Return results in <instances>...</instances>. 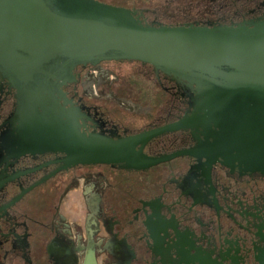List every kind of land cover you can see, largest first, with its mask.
Returning <instances> with one entry per match:
<instances>
[{
  "label": "flooded vegetation",
  "instance_id": "af4514ba",
  "mask_svg": "<svg viewBox=\"0 0 264 264\" xmlns=\"http://www.w3.org/2000/svg\"><path fill=\"white\" fill-rule=\"evenodd\" d=\"M44 1L144 27L264 24V0ZM15 68L0 55V264H264V174L212 153L252 135L230 102L209 112L222 86L128 60ZM114 147L122 161L92 154Z\"/></svg>",
  "mask_w": 264,
  "mask_h": 264
},
{
  "label": "water",
  "instance_id": "95a60500",
  "mask_svg": "<svg viewBox=\"0 0 264 264\" xmlns=\"http://www.w3.org/2000/svg\"><path fill=\"white\" fill-rule=\"evenodd\" d=\"M238 28L144 27L117 7L69 16L44 0H0V55L9 57L19 73L23 69L29 75L56 59H113L213 82L226 94L209 112L230 102V109L252 114V135L232 136L212 153L241 175L264 174V24L246 34L234 32ZM170 157L148 160L145 167Z\"/></svg>",
  "mask_w": 264,
  "mask_h": 264
},
{
  "label": "bare ground",
  "instance_id": "6f19581e",
  "mask_svg": "<svg viewBox=\"0 0 264 264\" xmlns=\"http://www.w3.org/2000/svg\"><path fill=\"white\" fill-rule=\"evenodd\" d=\"M153 137V135H152ZM129 144V143H128ZM120 148H115L114 149L112 148L111 150H103L102 152H95V153H92L93 155H97L99 157H102V158H110L111 160H114V161H118V160H121V156L118 155L116 152L119 150ZM111 151V152H110ZM115 151V152H114ZM114 152V153H113ZM88 156L87 155H81V158H84ZM89 157V156H88ZM121 157V158H120Z\"/></svg>",
  "mask_w": 264,
  "mask_h": 264
},
{
  "label": "rangeland",
  "instance_id": "374dc122",
  "mask_svg": "<svg viewBox=\"0 0 264 264\" xmlns=\"http://www.w3.org/2000/svg\"><path fill=\"white\" fill-rule=\"evenodd\" d=\"M139 83H141V82H139Z\"/></svg>",
  "mask_w": 264,
  "mask_h": 264
}]
</instances>
